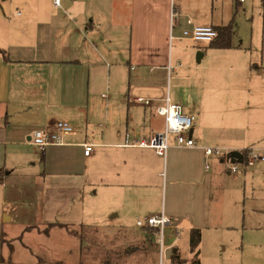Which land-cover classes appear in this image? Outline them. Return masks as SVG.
I'll use <instances>...</instances> for the list:
<instances>
[{
  "label": "crops",
  "instance_id": "0c3cea01",
  "mask_svg": "<svg viewBox=\"0 0 264 264\" xmlns=\"http://www.w3.org/2000/svg\"><path fill=\"white\" fill-rule=\"evenodd\" d=\"M3 3L0 49L6 59H0V185L17 188L15 176L36 178L33 190H27L30 198L41 204L49 200L53 207L40 211L43 219L58 211L64 201L68 208L61 217L84 216V203L74 199L93 194L102 204L104 218L96 227L101 232L139 228L138 218L164 212L182 229L176 250L185 260L194 255L190 232L200 229L201 264V251L212 229L246 220V198L242 197L248 178L259 168L240 166L238 172L230 173L226 163L213 157L207 159L210 166L206 167L205 147H219L215 142L226 140L212 131L218 114L208 108L206 92L220 95L241 86L257 93L260 86L263 92L264 0H62L61 6L54 0ZM255 7L261 15V41H244L236 22L229 48L201 46L192 39L195 26L224 27L236 21L239 10L254 11ZM172 9L178 14L173 21ZM174 40L180 41L177 52L181 55L182 50L191 57L195 46L204 48L198 63L207 64L183 69L182 62L174 60ZM170 65L175 66L178 78L192 80L199 88L193 107L184 104L179 93L173 96L169 91L173 101L196 115L192 135L197 146L178 147L171 136L167 154L160 155L136 144L163 129V117L153 107L134 103L129 95H163V81L173 70ZM59 120L70 122L75 132L65 135L64 144L41 151L43 161L38 165L29 150L30 137L36 129ZM259 142L261 146L223 147L240 151L258 147L264 152V136ZM84 143L95 145L89 156L84 154ZM239 176L240 185L226 184L228 178ZM254 210L264 219V201ZM6 216L12 219L5 211ZM21 251L15 249L12 254ZM3 261L0 254V264Z\"/></svg>",
  "mask_w": 264,
  "mask_h": 264
},
{
  "label": "rangeland",
  "instance_id": "374dc122",
  "mask_svg": "<svg viewBox=\"0 0 264 264\" xmlns=\"http://www.w3.org/2000/svg\"><path fill=\"white\" fill-rule=\"evenodd\" d=\"M2 5H4L3 0H0V9ZM259 13L258 7H255L254 11L252 9L239 10L237 13L236 29L239 30L238 35L244 41L262 40V21ZM253 16L255 25L252 23ZM173 43L174 60L179 59L183 64V69H187L190 64L193 67H203L207 64L206 61L198 63V54L204 48L195 46L191 57L181 50L182 56L177 52L181 49L180 41L174 40ZM204 43L206 42H202L201 46ZM163 86L166 90H171L173 96L179 93L187 106H194V98L199 94V88L193 84L192 80L178 78V72L175 69L165 77ZM261 88L259 86L258 93L248 92L243 86L236 88L234 92L226 91L220 95L206 92L208 108H214L213 111L218 114L212 131L226 139L215 142L219 147L234 146L238 143L243 144L242 146H249V144L261 146L262 143L259 141L264 136V79L263 92ZM260 92L262 96L259 95ZM257 95L261 96L258 102ZM258 108H261V112ZM29 150L33 152L34 158L40 165L43 161L40 149L31 145ZM212 159L214 160L215 157ZM223 162L228 166V162ZM240 165L243 167L245 164L241 162ZM254 165L259 168L253 176L248 178L246 195L242 197V200L246 198V220H243L241 224L239 221L238 225L232 227L221 225L216 230L212 229L206 236V245L201 251V264H264V219L260 218L261 216H258L255 210L253 211L254 207L257 208L258 202L264 201V162L257 161ZM12 179L18 180L17 188L6 189L0 185V235L4 238V251L2 249L0 254L5 258L3 261L5 264H31V262L37 264H104L109 256L113 259L117 251H123L126 247H132L133 250L123 261L131 262V264H156L154 236L150 241L146 238L148 233L145 230L135 227L115 234L101 232L96 228L104 217L101 213L102 204L98 203V198L93 194L89 193L85 199H74V202L84 203L86 212L84 216L61 217L68 208L67 201H64L58 211L53 210L55 215L51 214L43 219L41 218L43 216L39 215L40 211L43 208L49 211L53 207L49 200L41 204L38 200L34 202L30 198L31 194H28L27 190H33L34 185L37 184L36 178L21 175ZM226 184L232 188L236 187L241 184V177L228 178ZM241 194H244V191ZM5 211L12 215L10 221L8 216L4 217ZM67 219L69 221H66ZM49 222L53 223L50 225ZM68 231L76 232V236ZM184 241L183 236V243ZM15 249L16 252L25 249V255L22 251L20 254L15 252L12 254ZM178 256L185 264H192L194 260L191 254L187 255L189 261L180 254Z\"/></svg>",
  "mask_w": 264,
  "mask_h": 264
},
{
  "label": "built area",
  "instance_id": "2783aa9c",
  "mask_svg": "<svg viewBox=\"0 0 264 264\" xmlns=\"http://www.w3.org/2000/svg\"><path fill=\"white\" fill-rule=\"evenodd\" d=\"M244 3L246 0H238ZM57 6L62 5V0H54ZM178 16L172 9V21ZM218 36V31L213 26H195L192 31V39L196 43H210ZM179 63L178 65H180ZM170 69L175 66L170 65ZM129 99L134 103L141 104L144 107H153L157 115L163 117L165 126L163 129L152 131L149 138L142 140L136 145L150 147L156 150L160 155H166L170 147V137L173 136L176 146L184 148H194L197 146L196 140L190 131L196 122V115L187 112L181 103L173 101L169 90L159 97H147L130 93ZM75 132V127L68 121L59 120L51 126L36 129L30 137V143L44 152L51 145L64 144L65 135ZM93 143H84V154L89 156L94 151ZM231 149L224 147H205L206 167L210 166L208 158L215 157L228 162L230 173H236L240 170V163L244 166H252L257 161H264V154L258 147L247 149L246 157L243 155L242 161H232ZM136 225L139 228H150L154 233V242L156 246V264H175L173 260L174 251L177 252L178 242L182 238V229L175 224L171 216L164 212L151 214L145 218H138ZM172 252V253H171Z\"/></svg>",
  "mask_w": 264,
  "mask_h": 264
},
{
  "label": "trees",
  "instance_id": "16d2710c",
  "mask_svg": "<svg viewBox=\"0 0 264 264\" xmlns=\"http://www.w3.org/2000/svg\"><path fill=\"white\" fill-rule=\"evenodd\" d=\"M234 28H235V21H232L229 25L224 26V27H219L217 28L218 31V36L209 43V47L212 48H229L232 46V37L234 34ZM5 51L3 49H0V59L4 58L6 59V57L4 56ZM242 153L244 155V157H246L247 154V149H243ZM1 173V170H0ZM1 175V174H0ZM2 175L0 176V183L2 182ZM143 230H145L148 235L146 236L147 239H149L150 241L153 240V230L150 228H142ZM72 234L76 235V232L71 231ZM0 241L4 242V238L2 235H0ZM201 242V231L198 228H193L190 232V238H189V246H190V250L191 252L194 254V260L192 262V264H200V260H199V245ZM132 247H126L123 251H117L114 254V258L116 259H112L111 256H109L105 261L104 264H125L127 261H123V259H125V257L129 256V254L132 251ZM179 253L178 251H174V255H173V260L175 262V264H184V262L179 259Z\"/></svg>",
  "mask_w": 264,
  "mask_h": 264
},
{
  "label": "water",
  "instance_id": "95a60500",
  "mask_svg": "<svg viewBox=\"0 0 264 264\" xmlns=\"http://www.w3.org/2000/svg\"><path fill=\"white\" fill-rule=\"evenodd\" d=\"M202 56V53H199L198 55V61H200V57ZM193 130L190 131V133L192 134ZM231 160L232 161H242L243 160V153L240 150H232L231 154H230ZM172 253V252H171Z\"/></svg>",
  "mask_w": 264,
  "mask_h": 264
}]
</instances>
